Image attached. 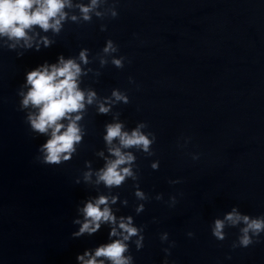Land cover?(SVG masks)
<instances>
[{
    "label": "clouds",
    "instance_id": "9594fccd",
    "mask_svg": "<svg viewBox=\"0 0 264 264\" xmlns=\"http://www.w3.org/2000/svg\"><path fill=\"white\" fill-rule=\"evenodd\" d=\"M97 3L98 0H91V6H80L85 20L90 19L88 13ZM66 5L70 6L69 0H0V35L27 41L29 39L27 30H30L33 26H39L44 31L51 28L58 32L61 20L65 18L63 9ZM44 43L47 45L50 42L45 39ZM104 50L105 52L114 50L111 41ZM80 58L85 63L87 62L84 51L80 53ZM113 62L118 67L121 65L120 60H114ZM80 72L81 69L74 60H64L61 57L59 66L52 65L50 70L48 66H44L27 74V84L31 87L24 96L22 103L25 107L31 104L39 109L38 114L29 116L31 126L35 131L42 134L51 130L50 139L42 146V150L45 152L44 163L46 164H59L62 159L68 160L71 153L75 151L74 144L81 139L76 124L80 117L76 116L75 119H72L69 115L84 107L85 95L79 90L77 84V77ZM94 95V93L88 94V103L92 102ZM113 95L117 99H124L127 102L126 98L118 93L114 92ZM100 111L106 112L107 109L101 105ZM66 118L69 119V123L65 127L60 121ZM62 129L64 131H61ZM121 129L122 125L119 123L108 125L106 141L110 144L113 139L119 138L121 145L124 147L142 146L145 151L148 150L152 141L147 136L140 133L139 130H135L129 135L122 132ZM111 151L116 159L107 164L99 179L108 186H119L126 176L131 175L130 169H121L120 165L130 162L134 158L131 154H122L119 148L111 149ZM155 166L153 165V167ZM137 195L142 196V193L138 192ZM106 203V198L100 197L95 203L90 202L86 205L84 208L85 222L82 224L79 233L75 235L96 232L100 228L101 221L115 223V217L110 210L107 207L100 208V205ZM226 219L233 225L240 220H243L247 225L242 229L243 236L239 241L242 247H248L253 243L248 235L250 231L257 236L264 231V218L250 220L249 216H241L233 209V212L229 213ZM223 227L224 224L221 220L215 221L213 234L221 240L224 238ZM119 228L127 233L123 236V240H116L98 247L94 256L87 260L84 259V256H88V252H85L84 256H78L77 259L83 261V264H104L103 260H97L98 257H104L111 261V264H129L130 257L124 256L128 246L123 241H127L131 236L136 235L138 230L131 226L130 217L127 223L122 219ZM111 235H117L115 228L112 229ZM137 246H140L139 242H137Z\"/></svg>",
    "mask_w": 264,
    "mask_h": 264
}]
</instances>
